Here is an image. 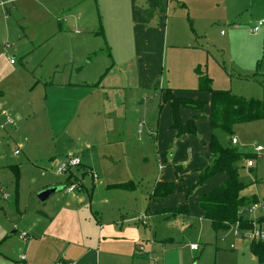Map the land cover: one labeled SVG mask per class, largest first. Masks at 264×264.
<instances>
[{
    "label": "crops",
    "instance_id": "obj_1",
    "mask_svg": "<svg viewBox=\"0 0 264 264\" xmlns=\"http://www.w3.org/2000/svg\"><path fill=\"white\" fill-rule=\"evenodd\" d=\"M174 2L0 0V169L7 163L5 147L10 131L19 148L27 152V159L33 149L43 151L33 156L37 161L50 160L51 165L43 170L52 171L56 177H60L55 171L58 160L80 158L82 165L70 175L84 182L80 194L64 193L66 196L55 200L52 194L47 199L46 204L53 201L44 204L40 212L45 222L38 218L27 224L25 220L19 222L18 229L16 221L5 222L0 228V264H154L151 254L158 264H183L185 256L174 244L180 236L190 240L188 245H199L198 250L189 248L191 252L197 256L203 253L198 235L203 238L208 224L212 228L213 224L205 218L199 200L226 183L228 176L220 173L199 185L203 172L214 161L210 94L202 96L207 100L202 113L187 108L180 112L183 123L206 114L209 123L197 121L196 135L178 137L171 129L173 114L167 90L199 100L192 93L189 96L186 59L181 52L193 44L189 42L197 32L190 31L191 9L184 8L183 0ZM189 3L195 10V28L205 14L200 11L212 6L206 0ZM168 45L171 66L179 76L169 80L173 87L166 89L160 77L169 55L165 49ZM10 56L16 57L15 64ZM33 71L41 72L40 76L34 77ZM39 110L46 113L47 124L32 130L35 123L30 116ZM142 115L146 121L140 119ZM72 127L78 141L73 149H64L60 159L55 158L51 135L67 137ZM144 134L146 137L140 136ZM17 151L15 157L21 155ZM136 161L141 163L137 177L148 175L151 169L156 172L151 190L141 196L133 183L137 181L133 173ZM253 167L252 163L248 168ZM21 169L23 166L20 176ZM90 172L101 177L89 182ZM68 177H61L65 180L61 186ZM15 178L18 181L19 172ZM161 184H174L176 192L156 197ZM1 185L0 202H7L13 196ZM34 185L38 192L64 188ZM111 187L117 190L115 196L108 194ZM190 188L192 192L187 194ZM3 194L10 197L5 199ZM118 197L124 198L123 203ZM133 197L140 206L131 203ZM112 199L116 205H111ZM126 200L131 206L124 207ZM258 201L264 203V199ZM185 206L188 213L176 212ZM142 215L147 216L146 221L135 220ZM255 217L261 219L262 211ZM20 230L27 236L23 238ZM253 244L259 242L246 246L250 259L244 252L236 254L244 258L242 264H264V258L252 250Z\"/></svg>",
    "mask_w": 264,
    "mask_h": 264
},
{
    "label": "rangeland",
    "instance_id": "obj_2",
    "mask_svg": "<svg viewBox=\"0 0 264 264\" xmlns=\"http://www.w3.org/2000/svg\"><path fill=\"white\" fill-rule=\"evenodd\" d=\"M189 1L194 2L195 0H183V3L186 6L184 8L191 9V18H189L191 23L190 31L192 33L196 31L198 34L197 35L195 33L194 35L193 33V37L191 36L192 41L189 42L190 45L191 43L193 44L190 47L186 46L184 51L181 50V52L184 53L186 59L189 96L192 93L193 96H197L199 98V100L195 99L194 101H204L202 103H205V107L207 106V100H203L202 98V96H205L207 93L198 91L200 82L198 80L197 73L201 70L206 72L209 78L212 80L213 88L215 90L225 91L245 99L248 98L255 101L264 102V27L261 28L259 33L250 32V29L260 21V18H264V0H206V2L211 5L212 8L207 9L205 7L203 8V11H200V14H205L199 17L198 25L195 28L193 26L195 10L190 3L189 6L187 5ZM173 3H175L174 0ZM200 9L201 7L198 8V10ZM187 13L190 15L188 10L185 11V14ZM170 48L171 47H169V45L168 48L167 46L165 48L169 55L167 60L165 58L162 66L163 73L160 77V81L163 86L165 85L166 89L173 87L169 80L172 81L176 75L179 76V74L174 73V70L171 66L172 52H170ZM10 57L16 61V57ZM19 59L20 58L17 60ZM92 69L93 68L89 70L91 71ZM32 73L35 75L34 77L37 78L41 74L39 71H33ZM143 104L144 102L142 101L141 105ZM204 115L205 117L201 118L202 121L209 123V120L206 118V114ZM30 118V120L35 123L32 130L43 129V127H45L44 123L46 122L47 124L48 121V118H46V113L42 110L31 114ZM140 119L146 121V117L144 115H142ZM140 123L143 126L144 121H141ZM140 128L142 127L139 126V129ZM71 129V134L67 137L61 135L56 137L57 135L55 136V133L54 135H51V138L49 137L50 141L52 142V144H50L51 148L55 150L53 155L55 158L60 159L65 152L64 149H73L75 146V141H78L77 136L75 137L73 135V133L76 135L74 127ZM8 131L9 130H7V132ZM7 134L8 137H6L7 141L5 147L7 159H4L7 163L4 164L5 167L0 169V180L3 181V183H0L5 185V189L13 197L7 202H0V228H3L2 225L5 222L12 220L16 221L14 223L18 229L19 222L22 224L26 220L27 224L35 223V221L41 217L40 212L44 211L43 208L46 202H41L38 198V188L37 185H34V183L39 184V186L57 184L60 185V187H64V185L61 186V184L64 183L65 180L61 178L64 176L60 175V177H56L52 171L48 170L47 172L43 170V168L47 169L51 165L50 160L37 161L33 156H40V152L42 153L43 151L33 149L31 151L32 156L27 159V152L19 148V145L14 140V138H16L15 135L11 134L10 131ZM145 135L146 134L140 136L146 137ZM215 135L219 142L227 148L235 147L244 154H254V158L251 160L254 166L253 169L250 170V168L247 166L248 162H244L241 164V166H239V174L241 181L246 185L244 196L247 198L256 196L259 198V200H263L264 151L260 154H257L255 152V148L257 146H264V119L255 122H247L246 124H237L234 127L233 135H229L220 129L215 132ZM34 136L35 134L33 137ZM232 137H236L238 144L235 145L231 143ZM134 146L138 149V146L135 144ZM17 149H19V152L21 151V155L15 157L14 155ZM136 151L137 150H135V152ZM150 154L151 151L148 153V155ZM65 159L66 158H64V160ZM64 160H58L56 163L63 162ZM21 163L22 165H19ZM140 165V162H134L133 173L136 172L134 179L137 181L133 183L139 188L137 191L138 196L149 192L156 179V172L153 169L149 171L148 175L146 174L141 177H137V171H139L138 168ZM21 166H23V169H21L20 176ZM18 172L19 178L17 181L15 178V173ZM90 177H88V180L89 182H92V178ZM18 182L20 190L19 192ZM35 186L36 188H34ZM109 190L110 193L108 194L115 196L113 192H116L117 190H115L113 187H111ZM18 193L20 197L19 201L17 202V197L19 196ZM64 193H66L64 189L57 191L53 193L52 197L54 198L52 199L55 200L57 197L65 195ZM76 194L80 193L76 192ZM97 197L99 198L100 196L97 195ZM98 198L95 200L97 203ZM123 199L124 198L121 200L119 199L120 204L123 203ZM126 201L128 202V200ZM110 202L111 205H116L117 203L116 201L114 202L113 199ZM49 203L46 205H49ZM131 203H137L138 206L141 204L137 202L134 197L133 200H131ZM127 206H131L129 202L126 203V206L124 207ZM109 208H111V206ZM19 211L20 216H18ZM112 211V208L108 209L109 217L113 215ZM22 212H24L23 217L21 216L23 215ZM9 214L12 216H9ZM42 218L43 219L40 218L41 221L45 222V217L42 216ZM244 219L250 221V219H254V216L245 213ZM207 227L208 228L206 229L203 238L202 236L198 235V243L201 244L203 252L200 256H197L195 253L190 251V244L188 245L190 240H184L183 236H180V239H177L179 241L174 243L175 247L178 250H181L182 254L185 256L183 264H199V262L200 264H242L244 262V258L242 256H237L236 254H241L243 252L246 253L248 259H250L248 251H246V246L248 243H250V241L247 240L242 234L237 233L236 227H232V229L227 232H220V234L215 233L210 223ZM14 231L16 230H13L11 233ZM21 232L22 231L20 230L19 234H22ZM232 244L234 245L235 249H230ZM154 264H158V259ZM251 264L256 263L251 262Z\"/></svg>",
    "mask_w": 264,
    "mask_h": 264
},
{
    "label": "trees",
    "instance_id": "obj_3",
    "mask_svg": "<svg viewBox=\"0 0 264 264\" xmlns=\"http://www.w3.org/2000/svg\"><path fill=\"white\" fill-rule=\"evenodd\" d=\"M197 74L200 82L198 91L208 93L212 97L210 124L213 136L210 149L214 157L211 168L203 172L199 185L212 177L218 176L220 173H225L228 176L226 183L203 195L199 200V206L205 218L212 222L217 233L229 231L238 221L242 222L243 229L250 230V228H253V223L251 220L244 219V211L259 201L256 196L250 198L244 196L243 192L246 185L241 181L239 166L249 159L253 160L254 154H244L235 147H225L219 142L215 132L220 129L232 135L234 126L237 124L263 120L264 102L245 99L221 90H214L213 82L206 72L200 70ZM177 92L181 93L180 91ZM180 95H176V92L170 88L167 90L166 99L171 102L173 114L171 129L177 132L178 137L196 134L198 130L196 122L205 115L195 116L183 123L180 112L183 108H187L202 113L205 103H198L192 98L181 97ZM73 177L70 175L67 183L76 181V178ZM175 190L174 184H161L156 189V197L163 198L172 195L176 192ZM191 192V188L187 190V194ZM182 210L186 213L189 211L188 207L185 206L180 207V210L176 212L181 213ZM252 250L260 259L264 258V243L253 244Z\"/></svg>",
    "mask_w": 264,
    "mask_h": 264
},
{
    "label": "built area",
    "instance_id": "obj_4",
    "mask_svg": "<svg viewBox=\"0 0 264 264\" xmlns=\"http://www.w3.org/2000/svg\"><path fill=\"white\" fill-rule=\"evenodd\" d=\"M264 27V19L260 20L255 26H253L250 29L251 33H259L261 28ZM12 64H15V60H11ZM9 123H13V120L10 118H7ZM232 143L237 144V139L233 138L232 139ZM257 154H260L264 151V146H258L255 149ZM17 153H19V151H17ZM80 165H82L81 163V159L75 156H68L63 162H60L57 166H56V174L64 176V175H69L72 174V171L75 168H78ZM252 162L249 161L247 166H251ZM91 178L95 180H98V174L97 172H90ZM64 191L67 194H76V192H81L84 190V182L82 179L80 180H76L73 181L71 183H65L64 184ZM5 199H8L10 196L8 194H3ZM261 210L262 211V217L261 219H258L257 217H255L257 211ZM244 213H248L254 216V219H250L251 222L253 223V228H250V230H246L242 228V222L238 221L235 223L236 230L237 233L242 234L247 240L254 241V242H259V243H264V203H255L253 205H251L248 209H246L244 211ZM147 216L142 215V217H139L137 219H135L136 221H146ZM23 238L27 236L26 233H23L21 235ZM191 250H198L199 249V245L198 244H191L190 245ZM234 248V247H232ZM140 252L144 251V248L139 247ZM150 258L153 262H156V260L154 259V257L152 256V254L150 255ZM56 264H64L62 261H58ZM69 264H73V263H69Z\"/></svg>",
    "mask_w": 264,
    "mask_h": 264
},
{
    "label": "water",
    "instance_id": "obj_5",
    "mask_svg": "<svg viewBox=\"0 0 264 264\" xmlns=\"http://www.w3.org/2000/svg\"><path fill=\"white\" fill-rule=\"evenodd\" d=\"M62 190L61 188L57 187H49V189L43 190L38 193V198L41 202H46L47 199L55 192Z\"/></svg>",
    "mask_w": 264,
    "mask_h": 264
}]
</instances>
